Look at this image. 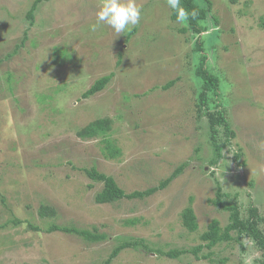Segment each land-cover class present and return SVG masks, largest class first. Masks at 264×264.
Wrapping results in <instances>:
<instances>
[{
    "label": "rangeland",
    "instance_id": "374dc122",
    "mask_svg": "<svg viewBox=\"0 0 264 264\" xmlns=\"http://www.w3.org/2000/svg\"><path fill=\"white\" fill-rule=\"evenodd\" d=\"M208 1L205 65L220 84L201 110H226L233 132L215 164L208 162L207 117L198 110L197 34L179 32L166 0H137L141 22L118 36L106 24L91 30L102 0H41L33 20L26 15L34 0H0V264H100L122 242L136 245L110 264H257L261 253L247 237L197 256L164 255L200 243L212 218L229 221V211L209 201L216 180L242 218L256 208L264 231V0ZM110 73L101 91L82 97ZM103 118L111 119L110 137L121 150L115 158L102 155L98 139L77 136ZM180 165L165 188L103 204L94 201L102 183L82 170L94 166L129 193ZM42 204L55 215L38 216ZM189 204L198 223L192 233L180 216ZM50 225L96 228L107 238L90 243L47 232Z\"/></svg>",
    "mask_w": 264,
    "mask_h": 264
},
{
    "label": "trees",
    "instance_id": "16d2710c",
    "mask_svg": "<svg viewBox=\"0 0 264 264\" xmlns=\"http://www.w3.org/2000/svg\"><path fill=\"white\" fill-rule=\"evenodd\" d=\"M40 1L41 0H34L27 11L26 17L30 20H33L34 11L36 9L37 3ZM205 2L207 4L206 7L199 5L197 0H181L182 7L189 13V15L186 20L181 22L179 32L184 33L186 31H191L192 34H197L193 50L201 53L198 64L194 70L195 77H197L201 82V90L198 95L200 99V107H198V110L200 111V115H206L207 117L206 125L211 138V145L213 146L212 159H210L208 162L210 164H215L217 160L222 157V146L230 143L233 132L230 130L229 121L226 116V110L217 109L214 112H204L201 110V106L207 104L208 92H212L213 95H217L220 84L218 76L210 72L205 65L207 55L204 52L205 48H203L201 33L208 29V25L205 23V20L210 12L211 5L210 1L208 0H205ZM192 12H195L196 15H191ZM170 17L172 20H177V14L173 9H171ZM211 19L213 20V25L216 26L218 21L217 18L215 16H211ZM261 25L264 26V19L261 20ZM130 33H132V31ZM130 33H128V35ZM111 77L112 74L110 73L95 80L94 83L82 93V97L88 98L96 92L101 91V89H103L104 86L110 81ZM176 80L177 79L168 81L163 86V88L172 86ZM219 105L221 104L219 103ZM111 125L112 121L109 118L95 119L81 128L77 132V136L81 139H98L102 155L106 158H115L120 155L121 150L116 145L115 140L110 137ZM220 133H222L224 136L221 145L219 144ZM234 156L236 159L239 157L238 154H235ZM183 168L184 167L182 165L178 166L169 177L159 180V182L154 186L147 187L142 190H133L129 193H126L121 187L118 186L112 175L103 173L94 166L90 168H83L82 170L90 180L102 183L101 189L96 192L94 201L95 203L103 204L112 203L122 198L133 199L147 197L155 193L157 190L165 188ZM223 197L229 196L228 194L222 192V188L216 180L215 197L209 201L212 202L213 205L229 211V221L225 225L222 226L217 218H212L207 223L205 230L199 235L200 243L191 248L180 247L169 249L164 252V255L170 258H177L179 255L192 253L194 256H197L198 252L204 247L209 249L221 242L227 243L230 241H239L241 238L247 237L253 241L254 247L261 253V258L257 260V264H264V231H262L257 226V220H260V218L258 217L256 208L252 207L248 209V212L246 213L248 215L245 218H242L240 216L238 206L235 204L225 203L222 200ZM191 200L192 198L190 197V202ZM37 213L40 217H53L55 215L53 207H50L48 204L40 205ZM180 216L181 223L188 232L192 233L198 229L196 216L190 204L182 210ZM129 223H133V221H129ZM46 231H62L64 233L75 234L81 237L82 240L90 243L101 241L107 238L105 233L99 232L96 228L89 230L87 228H76L74 226L50 225L48 228H46ZM135 245V242H122L121 244L117 245L111 251L108 258L100 264H110L111 260L119 253L121 249L130 246L134 247ZM207 254L208 255L206 256H209L210 253L208 252ZM206 256L204 255L203 257Z\"/></svg>",
    "mask_w": 264,
    "mask_h": 264
},
{
    "label": "clouds",
    "instance_id": "9594fccd",
    "mask_svg": "<svg viewBox=\"0 0 264 264\" xmlns=\"http://www.w3.org/2000/svg\"><path fill=\"white\" fill-rule=\"evenodd\" d=\"M167 3L176 12L178 22L186 20L189 13L182 7L181 0H167ZM191 15L195 16L196 13L192 12ZM141 19L142 6L137 0H102L91 30L96 31L101 24H106L118 36L137 26Z\"/></svg>",
    "mask_w": 264,
    "mask_h": 264
}]
</instances>
